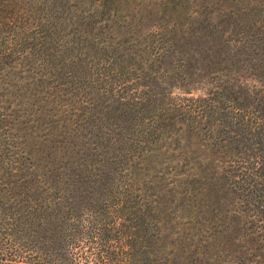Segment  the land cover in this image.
<instances>
[{"label":"trees","instance_id":"16d2710c","mask_svg":"<svg viewBox=\"0 0 264 264\" xmlns=\"http://www.w3.org/2000/svg\"><path fill=\"white\" fill-rule=\"evenodd\" d=\"M18 1L36 19L30 23L40 38L35 54L41 50L37 55L48 63L42 74L53 75L55 86L75 94L78 107L75 121L70 111L63 121V139L73 146L64 144L59 156L50 145L43 160L23 164L8 152L10 141L1 144L0 156L6 159L0 170V264H264V94L256 101L247 90L223 84L193 106L164 102L163 93L151 98L148 79L156 44L140 37V23L125 21L133 16L128 0H0V21H14ZM185 2L174 0L175 15ZM129 71L136 74L134 80H126ZM118 77L124 81L114 94ZM127 83L133 92L126 96ZM10 101L0 98V117ZM171 109L175 113H168ZM187 115L205 119L196 131L203 129L213 144L221 143L229 157L224 175L240 178L254 192L246 206L253 207L256 226H239L241 237L255 234L244 237L251 250L244 247L243 255L227 262H221L217 247L209 249L200 225L169 231L182 241L181 256L170 258L148 206L147 187L137 179L144 152L163 135L165 140L179 133L174 118ZM7 137L0 133V139ZM182 159V173L193 169L187 168V153Z\"/></svg>","mask_w":264,"mask_h":264},{"label":"rangeland","instance_id":"374dc122","mask_svg":"<svg viewBox=\"0 0 264 264\" xmlns=\"http://www.w3.org/2000/svg\"><path fill=\"white\" fill-rule=\"evenodd\" d=\"M173 2L127 1L133 16L129 15L131 19L125 21L140 23V37L146 36L147 42L152 40L157 45L151 50L154 72L148 79L153 88H146L151 98L163 93L164 102L179 100L193 106L195 100L203 103V98L216 85L227 84L247 90L257 101L264 94V0H186L180 4L179 16L173 12ZM20 4L15 2L14 10ZM13 15V18L17 16L14 21H0V89L3 92L0 98L11 100L1 110L0 133L3 131L8 137L0 139V150L4 148L1 144L10 141L8 152L19 158L17 162L27 164L37 158L43 160L50 145V150L58 156L64 144L73 146L63 139V121L65 116H70L68 111L75 121L78 103L75 94L55 86L58 80H53V75L42 74L40 68L42 65L48 68V63L37 55L41 50L35 54L40 38L30 23L36 19L23 7ZM151 30L157 34H150ZM178 47L185 50L184 55ZM135 77L129 71L126 80ZM120 81L124 77L115 80L114 94V87ZM35 84L39 87L37 93L33 89ZM132 90L131 83H127L126 96ZM168 113L175 111L171 109ZM51 120L56 126L54 129ZM204 123L205 119L200 117L174 118L173 124L181 128L179 133L165 140L163 135L156 147L144 152L137 179L147 187L148 206L165 238L170 258L173 254L181 256L178 245L182 241L174 234L168 235L169 231L187 232L200 225L209 249L217 247L221 262H227L243 255L244 249L251 250L244 246H250L244 237L255 234L245 231L246 235L241 237L239 226L244 222L246 226H256L253 207L246 206L247 200H254V192H248L240 178L224 175L229 157L219 148L220 142L213 144V136L204 134L203 129L196 131ZM70 137L76 138L69 134ZM86 144L92 146L90 140ZM184 152L191 162L187 168L193 169L182 173ZM5 159L6 156H0V170Z\"/></svg>","mask_w":264,"mask_h":264}]
</instances>
